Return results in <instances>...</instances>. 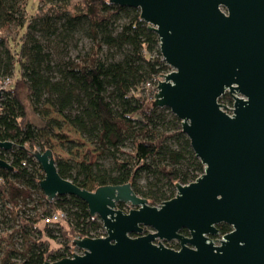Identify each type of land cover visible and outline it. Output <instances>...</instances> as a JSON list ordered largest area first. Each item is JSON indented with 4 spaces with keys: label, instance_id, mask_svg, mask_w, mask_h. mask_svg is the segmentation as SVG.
Listing matches in <instances>:
<instances>
[{
    "label": "trees",
    "instance_id": "trees-1",
    "mask_svg": "<svg viewBox=\"0 0 264 264\" xmlns=\"http://www.w3.org/2000/svg\"><path fill=\"white\" fill-rule=\"evenodd\" d=\"M37 1L38 12L28 17L26 0H0V86L7 78L13 83L2 87L0 96V140L13 143L10 149L0 148V157L12 166L0 168V223L14 221L10 236L19 232L25 243L22 251L12 242L11 249H2L0 234V264H42L70 256L73 237L104 234L99 217L89 215L83 200L74 195L48 200L39 187L44 173L32 147L52 149L50 137L64 123L110 160L105 166L53 152L59 174L82 188L130 182L137 194L157 205L174 196L176 182L188 183L203 172L180 120L168 107L152 105L154 79L169 66L162 60L157 34L140 18L139 9L110 0ZM11 26L25 28L18 56L3 33ZM83 36L90 46L71 56L69 48ZM219 101L231 98L227 94ZM29 108L39 123L28 118ZM51 111L59 117H48ZM32 201L44 210L27 207ZM117 206L124 209L126 204ZM55 210L66 213L65 227L37 226L41 214ZM217 227L220 234L230 230L225 223ZM56 231L62 249L49 253L40 236L54 239Z\"/></svg>",
    "mask_w": 264,
    "mask_h": 264
},
{
    "label": "water",
    "instance_id": "water-1",
    "mask_svg": "<svg viewBox=\"0 0 264 264\" xmlns=\"http://www.w3.org/2000/svg\"><path fill=\"white\" fill-rule=\"evenodd\" d=\"M110 2L139 9L157 34L171 70L160 75L152 105L180 120L203 172L153 205L130 182L82 188L59 174L51 148H34L46 198H80L104 230L73 237L78 251L42 264H264V0ZM226 92L231 114L218 101ZM12 145L0 140L2 149ZM0 168L12 166L0 157ZM220 222L231 229L212 239Z\"/></svg>",
    "mask_w": 264,
    "mask_h": 264
},
{
    "label": "rangeland",
    "instance_id": "rangeland-1",
    "mask_svg": "<svg viewBox=\"0 0 264 264\" xmlns=\"http://www.w3.org/2000/svg\"><path fill=\"white\" fill-rule=\"evenodd\" d=\"M38 6H39V3L37 0H26V10H27L26 16L30 17L31 15L36 14L38 12ZM24 31H25L24 27L19 28L16 26H11L7 30L3 31V33L9 39L8 45L10 46L12 52L15 53L16 56H18V52L20 50V44L22 42ZM89 46H90V41L88 37L83 36V38L78 39L76 47L71 46L69 48V52L71 56H75L76 54H78V50L80 49L86 50ZM14 67H15L14 71L17 73L19 70L18 63H15ZM169 70H171L170 67H169ZM12 82H13V79H12ZM9 84H13V83H10L9 81L8 82L5 81L4 84H2L1 86L4 87L5 85L7 86ZM228 113L230 114V112ZM49 116L59 117L57 114H55L52 111L50 112L48 117ZM28 118L34 123H39L38 115L35 114L30 108L28 109ZM55 132L57 133L56 136L50 137V144L52 146V150L54 154L60 156L61 158L71 159L74 161L87 159L88 161H91V162H99L105 166L110 165V160L108 158H101V155L99 154L98 150L95 149V145L92 142L88 141L85 137L80 135V133L77 132L69 124L64 123L61 128H55ZM32 148L33 150L34 148L40 149L39 146H34ZM125 148L128 150L129 147L126 146ZM144 182L145 180L142 178L140 180V183L143 184ZM34 206H38V208H40V211L44 210V208L39 206L35 201L28 202L27 207L30 208ZM129 207L130 205L126 204L124 210H127ZM38 208L35 210L36 212L38 211ZM35 211H32L29 209L27 213L33 216L35 215ZM14 223H15L14 221H10V220L6 221L4 225L0 223V234L1 236H3L2 238L4 239L2 249H11L10 242H12L16 250L22 251L23 245H25V243L23 242V238L20 236L19 232L13 233L12 237L10 236L11 231H13V228L16 227ZM13 224H14V227H13ZM44 225H45L44 222L41 219H39L37 222V226L42 229ZM47 226L54 227V228H57L58 226L65 227L66 222H62L60 223V225H47ZM54 233L56 234V238L54 239L48 238L45 235L40 236L41 237L40 239L45 240L48 243L49 253H53L56 250L62 249L61 244L58 242L62 240V237L58 235L57 231ZM70 239L71 238L69 237V240ZM218 239L219 237H217V240ZM215 243H218V241H215ZM70 251L72 253V252L78 251V249L76 247L71 246ZM2 254H3V251H0V262H1V257L3 256ZM17 254H20V253H17ZM13 256L14 255H12L11 260H16Z\"/></svg>",
    "mask_w": 264,
    "mask_h": 264
},
{
    "label": "built area",
    "instance_id": "built-area-1",
    "mask_svg": "<svg viewBox=\"0 0 264 264\" xmlns=\"http://www.w3.org/2000/svg\"><path fill=\"white\" fill-rule=\"evenodd\" d=\"M165 73V72H164ZM160 79V76L159 77H157V78H155L154 79V83H155V85H154V87L156 86V84H157V82H158V80ZM5 81H9L10 82V80L7 78ZM146 85H148V86H150L151 84H150V82H148ZM3 86H0V89L2 88ZM155 90H156V88H155ZM155 90H154V92H155ZM229 95L230 96V98H231V101L230 102H220V103H222V104H224L226 107H224L223 105H222V109L224 110V111H226L227 113L228 112H230V114L232 113V109H233V101H234V99H233V97H232V95L231 94H229L228 92H226L225 94H223L222 96H224V95ZM222 96H220V98L222 97ZM219 98V99H220ZM218 99V100H219ZM229 114V113H228ZM39 213H41V212H39ZM41 216V220L44 222V224H46V225H58V224H60V223H62V222H65V220H66V218H67V216H66V213L63 211V210H55V211H52L51 213H49V214H46V215H43V214H41L40 215Z\"/></svg>",
    "mask_w": 264,
    "mask_h": 264
},
{
    "label": "flooded vegetation",
    "instance_id": "flooded-vegetation-1",
    "mask_svg": "<svg viewBox=\"0 0 264 264\" xmlns=\"http://www.w3.org/2000/svg\"><path fill=\"white\" fill-rule=\"evenodd\" d=\"M220 223H224V222H220ZM219 224V223H218ZM217 224V225H218ZM225 224H227V223H225ZM217 225H216V227H217ZM228 225V224H227ZM230 226V225H229ZM217 229H218V227H217ZM230 229H231V227H230ZM145 230H147V228H145ZM185 230V231H184ZM182 233H184V234H187V231H186V229H181L180 230ZM223 234H220V232H219V230H218V234L217 235H210V237L212 238V239H217V237H219V238H221V236H222ZM172 243H176V244H178V242L176 241V240H170Z\"/></svg>",
    "mask_w": 264,
    "mask_h": 264
}]
</instances>
